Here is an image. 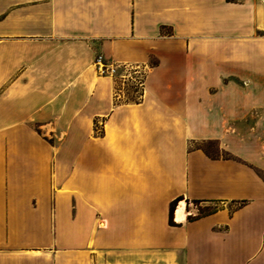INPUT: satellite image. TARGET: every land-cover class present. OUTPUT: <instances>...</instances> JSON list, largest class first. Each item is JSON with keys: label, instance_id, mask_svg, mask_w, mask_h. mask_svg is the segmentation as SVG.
<instances>
[{"label": "crops", "instance_id": "1", "mask_svg": "<svg viewBox=\"0 0 264 264\" xmlns=\"http://www.w3.org/2000/svg\"><path fill=\"white\" fill-rule=\"evenodd\" d=\"M3 84L0 264H264V0H0Z\"/></svg>", "mask_w": 264, "mask_h": 264}, {"label": "rangeland", "instance_id": "2", "mask_svg": "<svg viewBox=\"0 0 264 264\" xmlns=\"http://www.w3.org/2000/svg\"><path fill=\"white\" fill-rule=\"evenodd\" d=\"M142 71L138 72L134 69L133 66L127 67L125 65H118L117 70L114 74V94L115 97H118L122 100H139L143 94V85H142ZM8 85H0V98L7 90ZM31 125L43 133L42 135L51 142L58 141V137L53 133L47 132L39 124L31 123ZM196 204V202H193ZM174 204V203H173ZM172 204V205H173ZM201 213V212H197Z\"/></svg>", "mask_w": 264, "mask_h": 264}, {"label": "built area", "instance_id": "3", "mask_svg": "<svg viewBox=\"0 0 264 264\" xmlns=\"http://www.w3.org/2000/svg\"><path fill=\"white\" fill-rule=\"evenodd\" d=\"M96 66L100 74L114 75L117 70V64L107 62L103 55H98L96 58ZM143 85V82H142Z\"/></svg>", "mask_w": 264, "mask_h": 264}, {"label": "trees", "instance_id": "4", "mask_svg": "<svg viewBox=\"0 0 264 264\" xmlns=\"http://www.w3.org/2000/svg\"><path fill=\"white\" fill-rule=\"evenodd\" d=\"M244 202H241L240 205H242ZM174 204L171 206V215H170V218H172V213H173V210H174Z\"/></svg>", "mask_w": 264, "mask_h": 264}]
</instances>
